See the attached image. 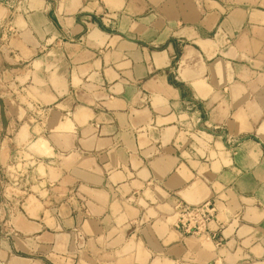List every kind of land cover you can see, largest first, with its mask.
Masks as SVG:
<instances>
[{
  "label": "crops",
  "instance_id": "1",
  "mask_svg": "<svg viewBox=\"0 0 264 264\" xmlns=\"http://www.w3.org/2000/svg\"><path fill=\"white\" fill-rule=\"evenodd\" d=\"M0 264H264V0H0Z\"/></svg>",
  "mask_w": 264,
  "mask_h": 264
},
{
  "label": "built area",
  "instance_id": "2",
  "mask_svg": "<svg viewBox=\"0 0 264 264\" xmlns=\"http://www.w3.org/2000/svg\"><path fill=\"white\" fill-rule=\"evenodd\" d=\"M177 222L175 229L185 236L205 234L207 226L214 219L215 210L209 203L199 207H188L182 204L175 206Z\"/></svg>",
  "mask_w": 264,
  "mask_h": 264
}]
</instances>
